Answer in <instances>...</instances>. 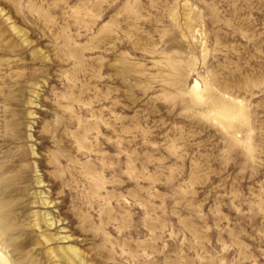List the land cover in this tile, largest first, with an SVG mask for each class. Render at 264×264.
<instances>
[{"label": "rangeland", "instance_id": "1", "mask_svg": "<svg viewBox=\"0 0 264 264\" xmlns=\"http://www.w3.org/2000/svg\"><path fill=\"white\" fill-rule=\"evenodd\" d=\"M0 215L15 264H264V0H0Z\"/></svg>", "mask_w": 264, "mask_h": 264}, {"label": "bare ground", "instance_id": "2", "mask_svg": "<svg viewBox=\"0 0 264 264\" xmlns=\"http://www.w3.org/2000/svg\"><path fill=\"white\" fill-rule=\"evenodd\" d=\"M47 200L48 199L42 201V204H47L48 203ZM48 216H49V214L45 215V218H44V221L43 222H44V224L46 225L47 228H51V227H53V225H56V224L54 223V221L52 219H50V217L48 218ZM0 217H1V215H0ZM38 228H39V226H38ZM4 234L5 233H2L1 235H4ZM1 235H0V240H1ZM48 237H50V236H48ZM42 238H43V236H42ZM43 242L46 244V243L49 242V239L47 240L46 238H43ZM60 251L64 255V259L68 263H70V264L83 263V261L81 260V256H80L81 254L78 253L77 249H75L73 247H66V248L63 247V248H61ZM51 257L54 260L55 259H60V257L57 254H54L52 251H51ZM0 264H15V263H11L10 259L6 255H4L1 252V250H0Z\"/></svg>", "mask_w": 264, "mask_h": 264}]
</instances>
